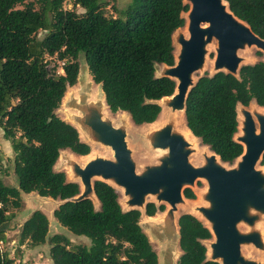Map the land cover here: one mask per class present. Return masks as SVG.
I'll use <instances>...</instances> for the list:
<instances>
[{
    "label": "trees",
    "instance_id": "1",
    "mask_svg": "<svg viewBox=\"0 0 264 264\" xmlns=\"http://www.w3.org/2000/svg\"><path fill=\"white\" fill-rule=\"evenodd\" d=\"M67 1L82 12L64 10ZM223 1L264 40V0ZM104 6L103 0H0V128L11 144L16 179V187L0 181V227L9 219L7 209L20 207V194L61 202L79 194L76 183L53 170L60 151L89 153L76 129L55 115L66 88L76 82L79 54L107 110L125 113L135 126L155 122L161 112L157 101L173 94L174 81L156 77L155 67L173 66L172 35L184 27L188 5L183 0H128L115 17L104 16ZM47 59L62 63L61 74L46 67ZM251 102L264 107L263 61L240 66L237 77L223 72L198 77L184 101V125L223 164H232L242 153L234 141L236 108ZM259 164L264 166V152ZM92 189L98 210L82 200L63 202L52 211L56 223L87 238L89 246H71L66 237L53 234L50 263L157 264L138 224L140 212L123 211L116 191L104 182L93 181ZM182 196L194 199L187 188ZM163 210L161 204L146 203L143 214L152 217ZM177 227L176 264H217L207 260L203 242L211 236L197 218L181 214ZM47 231L46 217L35 210L20 227L18 245H42ZM0 264H12L1 248Z\"/></svg>",
    "mask_w": 264,
    "mask_h": 264
},
{
    "label": "water",
    "instance_id": "2",
    "mask_svg": "<svg viewBox=\"0 0 264 264\" xmlns=\"http://www.w3.org/2000/svg\"><path fill=\"white\" fill-rule=\"evenodd\" d=\"M183 3L188 5L187 38L178 30L173 34L172 44L177 47L174 64L163 66L157 76L174 81V91L170 99L163 97L159 100L161 104L157 103L167 110L164 122L145 136L150 148L162 153L157 164L144 166L139 173L135 171L125 142L124 125L114 128L101 116L102 105L106 107L104 99L102 103L74 102L73 108L79 112L75 120L80 130L91 143L109 149L111 157H92L82 167L68 160L71 179L78 185L79 194L60 204L94 201L93 179L114 190L119 188L125 198L126 211L140 212L146 203H164L168 209L156 229L167 233L170 240L167 247L174 249L178 248L179 241L177 219L175 221L173 216L176 206L186 205L182 191L190 189L195 180L200 179L206 185L200 195L205 204L194 207L212 238L207 244V260L217 264H262L244 257L240 247L264 251V231L262 236L260 233L264 227V173L254 168L264 152V112H248L238 106L241 136L234 137V141L241 145L242 153L231 168H225L206 146L207 153L201 154L202 164L192 166L188 156L195 148L175 130L173 116L184 110L186 95L197 80L194 81V74L202 69L208 44L214 43L213 74L223 72L237 77L241 62L237 51L254 47L264 54V40L233 16L223 0H183ZM148 196L154 201L146 202ZM240 226L246 231H241Z\"/></svg>",
    "mask_w": 264,
    "mask_h": 264
},
{
    "label": "rangeland",
    "instance_id": "3",
    "mask_svg": "<svg viewBox=\"0 0 264 264\" xmlns=\"http://www.w3.org/2000/svg\"><path fill=\"white\" fill-rule=\"evenodd\" d=\"M35 0H26V2H34ZM105 6L103 7V14L106 17H115L117 12L122 10L127 4L128 0H103ZM64 10H72L76 13H81L82 10L78 7H74L71 5V2L67 1L62 5ZM184 16V14H183ZM182 31V29H181ZM43 35L42 32H38L36 34V38H41ZM175 46V45H173ZM214 45L212 48L208 49V53L205 56L202 69L197 71L194 74V81L196 78L202 76L203 74L212 75V64L214 59ZM177 51L174 48L173 54L176 55ZM238 58L241 59L239 63V67L245 64H253L257 61H264V54L259 52L254 47L245 48L244 50L237 51ZM46 67L49 70H55V72L60 73L59 63L55 60L47 59ZM78 63V74L76 78V82L73 86L67 87L63 97L59 103L58 108L55 110V115L63 120L64 122L70 124L74 127L78 134V139L87 144L89 147V153L86 156H77L75 154L70 153L68 150H63L59 152V156L53 166V170L57 172H62L65 176L66 181L74 182L71 179L70 167L68 166V160L75 162L78 166L82 167L84 163L87 161L89 157H103L110 158L111 153L110 150L104 148L98 144L91 143L85 134L80 130L75 117L79 116V112L77 108H73L74 102H82L84 100L87 103H102L103 95L100 91L99 85H95L89 76L87 71V67L84 63L82 54H79L77 57ZM162 65H157L155 67V76L157 77L162 70ZM159 105L161 101L157 102ZM254 104V103H249ZM248 104V105H249ZM247 105V106H248ZM246 106V107H247ZM245 107V108H246ZM259 111L264 112L263 109H257ZM101 116L102 118H106L111 122V125L114 128H117L121 125H124L125 128V142L127 148L131 152V158L133 163L135 164V171L137 173L141 172L144 166L156 165L158 157L162 154L159 150H153L150 148L148 141L145 136L150 131L157 128V125H153L162 118L160 123H163L165 119V113L163 114V110L161 111L157 121L151 125H133L128 116L123 112H116L114 114L110 113L107 108L102 105L101 108ZM18 136V135H16ZM199 143V141H198ZM200 144V143H199ZM205 152L207 153V148L202 146L201 144L195 149V152L191 153L188 156L189 163L198 167L202 164L203 160L201 154ZM88 156V157H87ZM13 153L11 144L8 140H6L0 128V181L9 187H16V179L13 174V165H12ZM235 162V161H234ZM234 162L232 164H224L225 168H231L234 166ZM259 161L255 164V170H261ZM93 179L92 181H94ZM190 190L194 194L193 200H188L183 198V202L187 205V207L191 208L192 206L204 205L205 203L201 201L200 195L205 191L206 185L203 180L197 179L195 180L193 186L189 187ZM118 203L120 208L123 211H126V208L123 204L125 198L122 196L120 192H117ZM20 207L18 209L8 208L7 213L9 219L5 222L0 229L4 233V240L0 242V248L3 252L7 254V256L12 260V264H51L48 259V249H49V237L53 234L63 235L68 239L71 246L72 245H83L85 247L89 246V240L82 236H75L68 232L65 228L61 227L52 217V211L60 204L61 201L52 200L49 198H41L37 196L35 193L29 194H20ZM146 202H153L154 200L151 197H147L145 199ZM155 203V202H154ZM93 207L95 210H98V203L96 201H92ZM164 207L162 212H156L152 217L153 220L147 219L143 210L140 211L139 216V226L142 232L148 239L150 247L155 252L157 257V264H176L177 258L180 255L179 249L175 247L171 249L168 246L170 240L167 238V233L162 229H156V226L161 222L162 217L164 216L165 211L168 209V206L164 203H161ZM159 205V204H158ZM155 206L157 204L155 203ZM38 210L44 214L48 222V231L45 236V241L42 245L31 247L27 243H23L22 245H18V234L20 231V227L25 221L31 212ZM189 213L188 210H184L182 205L176 206V211L174 212V220L178 218L179 215ZM198 219L197 216L193 215ZM199 220V219H198ZM201 221V220H200ZM202 222V221H201ZM203 223V222H202ZM239 229L241 231H246V228L240 226ZM165 235V236H164ZM210 240L203 242L206 247V251L208 250V242ZM207 257V255H206ZM249 257L259 260L262 264H264V252L256 251L251 248V254Z\"/></svg>",
    "mask_w": 264,
    "mask_h": 264
},
{
    "label": "bare ground",
    "instance_id": "4",
    "mask_svg": "<svg viewBox=\"0 0 264 264\" xmlns=\"http://www.w3.org/2000/svg\"><path fill=\"white\" fill-rule=\"evenodd\" d=\"M187 13V12H186ZM186 13H184V16H183V19H184V21H185V25H184V27L183 28H180V29H177L178 31H180L181 32V34L183 35V37L184 38H187V17H186ZM202 27H205V25H203ZM181 29H182V31H181ZM176 30V31H177ZM175 31V32H176ZM174 32V33H175ZM173 33V34H174ZM173 36V35H172ZM214 45V43L213 42H211L210 44H208L207 46H206V49L208 50V49H210V48H212V46ZM174 48H175V50L177 51V47L176 46H173ZM168 99H170L171 98V96H169V97H167ZM158 102V101H157ZM253 103V102H252ZM160 108H161V111L163 110V116H164V112H165V108L164 107H162V106H160ZM264 107H258V106H256L255 104H249L247 107H246V109H247V111L248 112H251V111H254V110H256L257 111V109H263ZM258 112H262V111H259L258 110ZM161 113V112H160ZM236 113H237V123H238V127H237V133L234 135V137H239V136H241V131H240V121H241V115H240V113H239V109H238V106H237V108H236ZM160 115V114H159ZM166 115H167V112L165 113V118H166ZM159 117V116H158ZM174 117V127H175V130L182 136V138L184 139V140H186L187 142H188V144L191 146V147H193V148H195V149H197L198 148V146L200 145L199 143H198V139L197 138H195V137H193L191 134H190V132L187 130V128L185 127V125H184V120H183V112H177V113H175V115L173 116ZM158 119V118H157ZM161 120H162V118L158 121V123L156 122H153V123H155V124H153V123H151V124H153V125H157V126H159L160 124H162V123H160L161 122ZM165 120V119H164ZM164 122V121H163ZM151 124H145V125H151ZM88 157V156H87ZM90 158H92V157H89L87 160H89ZM238 159V158H237ZM236 159V160H237ZM235 160V161H236ZM215 162L216 163H219L218 162V160H217V158H215ZM223 165V164H222ZM260 168H261V171L264 173V166H260ZM71 176V175H70ZM115 191H117V192H120L121 193V190L119 189V188H115ZM94 201H96V199H95V197H94ZM97 202V201H96ZM196 207H194V206H192L191 208H189V207H187V205H185L184 206V210H188V212L189 213H187V214H191V215H195V216H197L198 217V219L199 220H202L201 219V217L200 216H198V214H197V212H196ZM147 219H150V220H153L154 219V217H146ZM262 227V226H261ZM260 227V228H261ZM261 236H262V232L264 231V227H262L261 229ZM262 238H263V244H264V235L262 236ZM240 251H241V254L244 256V257H247V258H251V257H249V255L251 254V247H248V246H241L240 247ZM261 252V251H260ZM264 251H262L261 253H263ZM207 253H208V250H207ZM206 253V254H207ZM251 259H253V258H251Z\"/></svg>",
    "mask_w": 264,
    "mask_h": 264
},
{
    "label": "built area",
    "instance_id": "5",
    "mask_svg": "<svg viewBox=\"0 0 264 264\" xmlns=\"http://www.w3.org/2000/svg\"><path fill=\"white\" fill-rule=\"evenodd\" d=\"M59 65L61 66L62 65V63H59ZM58 73V72H57Z\"/></svg>",
    "mask_w": 264,
    "mask_h": 264
}]
</instances>
